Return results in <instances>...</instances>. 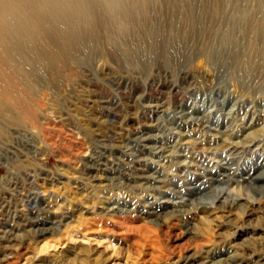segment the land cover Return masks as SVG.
I'll return each mask as SVG.
<instances>
[{"label": "rangeland", "instance_id": "obj_1", "mask_svg": "<svg viewBox=\"0 0 264 264\" xmlns=\"http://www.w3.org/2000/svg\"><path fill=\"white\" fill-rule=\"evenodd\" d=\"M121 2L128 14L120 11L118 20L102 7L81 18L63 16L56 30L33 39L19 35L25 66L19 76L31 91L11 122L1 114L0 94V230L9 232L0 238V264H264V198L245 212L216 201L218 208L206 211L192 204L188 219L146 213L165 201V211L188 204L193 196L185 183L224 158H233L239 180L222 181L229 196L238 194L247 170L264 163V0ZM241 6L251 10L246 23L238 17ZM230 23L238 24L240 42L225 45ZM47 48L58 59L42 57ZM235 102L241 106L229 116ZM182 111L213 127L231 125L229 142L240 144L239 154L217 138L196 140L201 134L189 128L193 138L178 148L185 156L180 170L165 161L156 167L170 173L168 186H177L179 196L143 190L148 181H135V172L154 173L152 155L131 157L132 139L179 140L172 129L183 123ZM196 146L204 148L199 153ZM102 152L112 154L108 165L117 169L112 184L95 180L101 173L88 167L89 156ZM108 201L129 212L106 213ZM62 214L71 217L59 229L37 234L29 226L30 216Z\"/></svg>", "mask_w": 264, "mask_h": 264}, {"label": "bare ground", "instance_id": "obj_2", "mask_svg": "<svg viewBox=\"0 0 264 264\" xmlns=\"http://www.w3.org/2000/svg\"><path fill=\"white\" fill-rule=\"evenodd\" d=\"M97 1L98 0H0V94H2L3 96V102H2L3 111H1V114L4 118L9 120L10 122L19 119L21 115V111H23V109H25V106H27L26 103L28 102V98L30 96V91H31L28 90L23 85L21 81V77L19 76V72L23 71V68L25 67V66L23 67L24 58L21 55V53L23 52V46L20 44L21 40L19 39L20 37L19 35H21V37L26 36L29 39L30 38L33 39L34 36H36L39 33L47 34L52 30L53 31L56 30L57 27L59 26L58 21H63V20H59L62 19L63 16L64 17L71 16L74 17L75 19L81 18L79 16L81 14L85 15V13L88 12V10L89 11L93 10L96 12V11H100L102 7H106L107 9H109V11L111 10L114 14H116L115 17L117 20L119 19L120 15L118 13L120 11L124 12L123 17L125 16V14L126 15L128 14L125 13L126 10L125 8H123V3L121 2V0H103L102 2H97ZM237 11H238L237 13L239 14L238 17H240V22L246 23L247 17L249 16V14H251V10H248L244 6H241V8L237 9ZM74 18H72L71 21H73ZM262 20H264V16L260 19V22ZM230 24L232 26L229 25L223 33L224 38H226L225 40H227L224 43L225 45L231 43L238 44L240 42L239 38L238 40L235 39L236 30H234V28L235 27L239 28V26H237L238 24L235 23H230ZM242 39L243 37L241 38V40ZM232 53L237 59L238 57L237 52L234 51ZM57 54L58 53L55 48H47L44 54L41 53V56L50 57L53 60L54 59L56 60L58 59ZM247 65L246 63H244L243 67H247ZM222 102L225 103V101ZM240 106H241L240 103L235 102L234 106L227 112L228 115L232 116ZM184 111H182V115H181L183 123L181 125L176 124L175 128L172 129V135L173 134L176 135L178 137L177 139L179 140L174 141L173 139H171L168 141L166 139H160L163 138L161 136L143 137L137 134L136 136H134L135 138L132 139V141L136 143L137 147L134 146L129 147L130 152L128 153L127 151L126 153L130 154L131 157L132 156L135 157L137 161H143L144 159L142 158V155L146 154L147 152L152 155L150 161L152 162L151 166L154 168V173H151V170L143 171L142 169H138L137 172H135L136 174L134 176V178H136L135 181L137 182L146 181V180L148 181L140 184V186L143 187V190L148 189L151 190L152 192H155L156 194H163L164 196H173V197L179 196L180 193L175 189L177 187L175 185V182L171 180L172 184L176 186L175 188L171 189L168 186L167 178L170 173L169 172L165 173L164 170L156 169V167L162 168V166L165 165H162L161 162L163 163L165 161L166 163H168V165L171 163L170 166L173 167V170L171 171L180 170V166H182L185 162L184 159L185 156L182 154H178L179 152L178 148L179 146L186 147V145L190 143L189 139L193 138L191 137L192 135L190 136V133H188L189 128H192L195 130L196 133L201 134L200 136H197V134L195 133L194 136L198 137L196 140H198L202 136L204 137L206 136V139L207 137L217 138L215 142L217 144H220L224 148L226 147L227 150L230 151L232 154L235 153L237 154L238 150L241 149L239 148L240 146L239 143L233 141L229 142V137H231L232 135L231 132L232 127H230L231 125L225 126V128L223 129L218 127L219 124L218 126L213 127L214 125L213 126L209 125L208 122H206L203 117H198V116L194 117L193 113L190 112L187 113ZM262 128L264 129V126H262ZM255 139H256L255 136H253L245 144L248 146V144H252ZM225 141H228L229 143L225 145ZM192 142L194 143V141ZM196 148H198L200 153L201 152L200 150L201 149L203 150L204 147H201V149H199L200 147L196 146ZM111 156H112L111 153L108 154L104 152H102L99 156L96 157L89 156V159L91 161H89L88 167L92 169L93 172L97 171V173L98 172L101 173L99 177L98 175H93L95 180H105L111 183L112 180L116 179L117 176L115 172L117 169H115V172H113L112 171L113 169L108 165V161H110L109 159L111 158ZM115 156L118 157L117 155ZM233 164H234L233 158L228 157V158H224L220 162H217V166L214 168L203 169L201 173L197 172L198 174L197 176L194 177V181L188 180L189 182L185 183L184 186L187 195L193 196V198L188 199V204H181V203H178V205L174 204L172 206L171 211H165L166 203H168L167 201H165L166 203L163 205H154V206H149L148 208L146 207L147 208L146 213L148 214L149 217H153L152 219H154V217L158 219L159 218L162 219L163 217L167 216L169 212H170L169 216L172 219H176L178 216L181 215H183L184 218L188 219L189 217H191V214L195 213V211L191 209L192 204H195L196 207H200L201 209L206 211L207 208L209 207L212 208L215 207L216 201L218 202L222 201L221 204H223L224 207H227L229 210L242 208L244 206L245 208H242V210L245 212L246 208L248 209L250 204L253 203V201L261 200L264 198V163L259 165L257 164L255 167L247 170L246 175H248V177L242 180L243 184L239 186L238 194L229 196L227 195V193H223L224 190L221 187V185L224 184L222 183V181H225V179H227V181H233L234 183L238 184L239 181L237 180L238 174L233 171L232 168ZM128 168L131 169L132 166H129ZM124 175L126 176L127 173H125ZM211 186H215V187L212 188V190H210L209 192L208 189L211 188ZM254 195L260 196V198L257 199L256 198L257 196L254 198L253 197ZM230 197L233 198L230 199ZM252 197L254 198L253 200L251 199ZM28 201L38 203V200L35 199H29ZM108 204H109L108 207L105 208V210L107 211L106 213L108 214L109 213L117 214L120 211L129 212L126 209L124 210V208H118L117 206H110V201H108ZM188 207L190 208L188 209ZM216 208H218V206H216ZM36 217L37 216L35 215L33 217L30 216L31 219L28 217L30 220L29 226H31V229L33 227L35 233L45 234L50 231L59 229V227L62 226L65 222H68V219L71 216L68 214H62L56 220H45V221H39L38 219L35 220L34 218ZM8 236H9V232L7 230L5 229L0 230V238H6ZM78 262L80 264L85 263L84 261H78ZM63 263L70 264V262L68 263L63 262Z\"/></svg>", "mask_w": 264, "mask_h": 264}]
</instances>
